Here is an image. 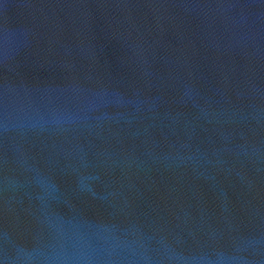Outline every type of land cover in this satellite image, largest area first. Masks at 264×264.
<instances>
[{
  "label": "water",
  "instance_id": "95a60500",
  "mask_svg": "<svg viewBox=\"0 0 264 264\" xmlns=\"http://www.w3.org/2000/svg\"><path fill=\"white\" fill-rule=\"evenodd\" d=\"M0 264H264V0H0Z\"/></svg>",
  "mask_w": 264,
  "mask_h": 264
}]
</instances>
